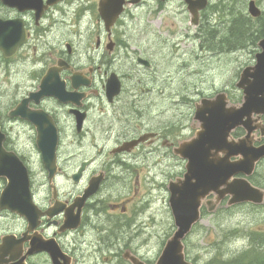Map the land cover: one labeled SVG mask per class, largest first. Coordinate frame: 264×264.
Instances as JSON below:
<instances>
[{"label": "flooded vegetation", "instance_id": "af4514ba", "mask_svg": "<svg viewBox=\"0 0 264 264\" xmlns=\"http://www.w3.org/2000/svg\"><path fill=\"white\" fill-rule=\"evenodd\" d=\"M40 1L45 6L46 0ZM98 1L63 0L39 18L34 10L7 6L2 16L0 8L2 30L10 38L25 36L9 57L0 51V200H23L30 207L20 215L0 210V264H132L131 259L154 264L160 254L149 258L148 251H141L136 220L150 218L149 210L141 214L150 187H164L170 197L168 185L183 177L188 164L174 150L181 143L188 147L203 131L202 123L194 114H170L172 36L147 29L156 21L158 27L165 25L172 15L169 0H125L111 26L100 18ZM209 5L207 0L193 25L181 3L177 15L194 33H185L186 46L179 48H193L187 41H197L204 53V48L212 50L211 57L234 66L237 46L229 45V38L206 44L211 39L204 36ZM227 18L233 20L231 15L218 19V27L230 31L235 24ZM129 25L140 27L137 39L128 34ZM195 65L185 61L184 71ZM13 75L19 82L11 83ZM110 80L117 90L114 97L107 91ZM9 89L15 96L6 93ZM231 90L225 85L219 93L237 105ZM202 99L198 96L194 105ZM158 104L163 108L158 110ZM242 122L224 131L218 160L243 159L240 151L231 155L234 143H244L246 149L264 145V115ZM247 127L254 129L248 132ZM7 177L21 188L4 196ZM246 179L264 188V157Z\"/></svg>", "mask_w": 264, "mask_h": 264}, {"label": "water", "instance_id": "95a60500", "mask_svg": "<svg viewBox=\"0 0 264 264\" xmlns=\"http://www.w3.org/2000/svg\"><path fill=\"white\" fill-rule=\"evenodd\" d=\"M59 1L47 0V4L42 6L40 0H1L4 6L14 7L19 11H36V18L41 16L45 7ZM183 1L194 17L200 9H204L207 5L206 0ZM124 3L125 0L100 1L99 13L106 21V26L114 23ZM248 13L253 18H258L261 15L253 1L248 4ZM193 22L195 23V19ZM2 28L5 26L0 23V50L5 57H9L24 41L23 34H16L10 38ZM258 47L260 52L255 56V65L246 67L237 82V88L243 94L241 105L226 109L224 102L219 101V96L213 101L203 100L196 107L195 113V119L202 123L203 131L197 134V138L188 147L182 145L175 151V154L180 158L188 160V165L183 179L177 180L169 188V204L175 231L167 239L155 264H191L185 259L183 240L191 232L192 227L200 221L201 205L210 194H214L215 197L212 201L205 202L208 212L214 211L226 196H229L227 207L243 203L260 205L264 202L262 190L252 187L243 179L232 180V177L238 174L247 176L252 174L255 164L264 157V146L246 149L244 143H234L231 149L235 150L231 155H236L240 151L243 159L237 163L218 160V153L222 149V144L219 143L224 131L227 134L231 129L241 125L244 117L250 122L251 116L264 115V38L258 42ZM108 83L107 91L110 97H113L117 94V90L113 88L112 80ZM244 125L246 126V124ZM253 129L247 127L248 132ZM261 130L264 132V126ZM187 150L197 152H187ZM198 150L201 151L198 152ZM7 178L9 179V177ZM20 188L9 179L4 196L9 192L14 193ZM26 207L29 205L23 200L14 201L4 197L0 201V209H8L19 215L24 212ZM131 262L132 264H143L135 259H131Z\"/></svg>", "mask_w": 264, "mask_h": 264}, {"label": "rangeland", "instance_id": "374dc122", "mask_svg": "<svg viewBox=\"0 0 264 264\" xmlns=\"http://www.w3.org/2000/svg\"><path fill=\"white\" fill-rule=\"evenodd\" d=\"M230 5L231 10L234 11L236 18L243 17L251 18L247 13V5L250 0H226ZM256 6L260 9L264 16V0H254ZM168 6L171 8L172 15L167 17L165 25L158 27V21L149 23L147 29L161 31L163 34L172 36L171 51L169 53L170 58V81L167 83L168 89L172 92V103L170 105V114L173 117H181L185 115H193L195 110L194 102L197 97L208 98L215 95L225 85H230L234 90H231V98H235L237 102H241V96L233 87V80L236 76V81L240 72L247 66L254 64V56L259 50L256 48L257 39L253 37L251 40L248 38L243 47L245 49L237 50L234 66L225 64V60L220 58L218 61L217 55L211 57V51L204 48L207 56L202 59L203 50L200 49L197 41L190 42L193 46V53L186 51L184 53L178 52L177 46L185 45L183 40L185 39V33L188 30H194L186 20L178 16L177 13L181 11L183 3L182 0H169ZM210 11L213 10V6L219 4V0H209ZM0 4L2 10V16L5 15V8ZM4 9V10H3ZM253 19V18H251ZM228 21L233 22L231 18H227ZM260 23L255 24L254 31L260 28ZM264 28V25H262ZM237 27V25L232 26ZM140 27H134L133 25L127 26L128 34L133 35L137 39V30ZM231 28V29H232ZM206 29V28H204ZM217 29L220 37L227 36L229 30H226V25H222ZM237 29V28H236ZM192 35V34H191ZM257 36V34L253 33ZM180 36L181 38H178ZM256 38V39H255ZM215 38L211 36L210 45H215ZM177 45H175V42ZM144 41L141 40V43ZM137 41L135 42V46ZM229 44V43H228ZM231 44V43H230ZM242 42L239 43L241 45ZM238 45V44H236ZM144 47V46H143ZM143 58L151 60L152 57L148 54L142 53ZM189 60L191 63H196L194 69L189 66V71H184L186 66H183V62ZM19 82L15 75L11 78V83L15 84ZM6 93L10 96H15L16 91L9 89ZM19 93V92H18ZM162 93L156 95V98L161 99ZM187 97V106L184 105L183 100ZM237 97V98H236ZM179 105H176V102ZM163 108V106L157 105V109ZM152 116L151 118H153ZM173 170L176 169V163L173 162ZM148 189V188H147ZM150 195L148 199H145L141 207V214L150 211V218L138 217L136 220V233L139 236V244L142 252L147 254L149 258H154L156 254H159L163 248L165 241L173 234L174 224L173 218L170 212L168 203V196L166 188L157 187V189L149 188ZM140 219V220H139ZM141 224V227L139 226ZM150 226L147 230V234L143 235L144 226ZM264 235V205L259 208H252L246 205H242L239 208L228 211L224 204H222L216 212L207 214L202 217V220L192 229V231L183 240L185 245V257L193 264H205L213 257H222L224 259L235 256L236 254L248 250L253 240H257L260 236ZM253 239V240H252ZM258 243L257 241H254ZM159 256V255H158Z\"/></svg>", "mask_w": 264, "mask_h": 264}, {"label": "trees", "instance_id": "16d2710c", "mask_svg": "<svg viewBox=\"0 0 264 264\" xmlns=\"http://www.w3.org/2000/svg\"><path fill=\"white\" fill-rule=\"evenodd\" d=\"M240 18L237 21V27H233L228 34L231 37L229 39V42L232 44L231 46L235 44H238V47L243 46L248 38L251 40L253 37L261 35L263 31V23L259 25L260 28L257 31H254L256 29L254 24L248 19L240 21ZM253 33L257 34V36L253 35ZM240 42H242L241 45H239ZM205 264H264V235L260 236L257 240H253L248 250H244L227 259L215 256Z\"/></svg>", "mask_w": 264, "mask_h": 264}, {"label": "bare ground", "instance_id": "6f19581e", "mask_svg": "<svg viewBox=\"0 0 264 264\" xmlns=\"http://www.w3.org/2000/svg\"><path fill=\"white\" fill-rule=\"evenodd\" d=\"M217 32V31H216ZM216 32H214V31H211V32H209V35H210V37L211 36H213L214 38H219L220 36L218 35V33H216ZM227 38H229V39H231V37L229 36V35H227L226 36V40H227ZM227 43H229L228 41H227ZM229 45H232V44H229ZM134 79V78H133ZM156 85V84H155ZM145 88V87H144ZM148 99V98H147ZM149 100V99H148ZM142 103V102H141ZM129 115V114H128ZM122 116V115H121ZM125 118V117H124ZM123 122V121H122ZM120 123V122H119ZM123 127V126H122ZM96 139V138H95ZM113 140V139H112ZM85 141V140H84ZM144 227H146L147 229H149L150 228V226H144ZM90 229V228H89ZM132 232H134L133 230H132Z\"/></svg>", "mask_w": 264, "mask_h": 264}]
</instances>
